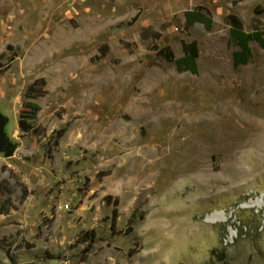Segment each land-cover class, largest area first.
<instances>
[{
	"label": "rangeland",
	"instance_id": "1",
	"mask_svg": "<svg viewBox=\"0 0 264 264\" xmlns=\"http://www.w3.org/2000/svg\"><path fill=\"white\" fill-rule=\"evenodd\" d=\"M230 14L264 31V0H0V264H264V164L205 134L264 112V50L234 69ZM183 42L196 75L156 57Z\"/></svg>",
	"mask_w": 264,
	"mask_h": 264
},
{
	"label": "trees",
	"instance_id": "2",
	"mask_svg": "<svg viewBox=\"0 0 264 264\" xmlns=\"http://www.w3.org/2000/svg\"><path fill=\"white\" fill-rule=\"evenodd\" d=\"M259 11L256 10V14ZM186 25L192 26L194 24H201L206 30H211L212 19L210 17V12L204 7H198L196 10L188 11L184 14ZM136 20V17L133 19ZM226 24L230 27L229 30V42L232 43L236 50L232 54V63L234 69H238L241 66H246L250 63L252 59V52L250 44L255 42L264 50V31L255 30L251 33H247L243 30L242 23L238 17L233 14L228 15L225 18ZM182 57L175 58L173 52L169 47H164L161 49H156V57L162 59L166 62H173L176 65V70L180 73L189 72L196 75L198 73L197 69V59L198 50L195 42L182 43ZM44 85L43 80H38L33 83V85L28 89L26 93V102L23 105V110L20 115L18 122L19 128L22 132H30L34 130V120L36 114L39 111V106L35 103L30 102V100L35 99L37 96H41L40 91H36L37 87ZM24 114L27 118H23ZM65 133V130H59L57 133V138H61ZM106 200H111V197H107ZM114 207L117 206V200L113 201ZM117 216V210L112 211L113 222Z\"/></svg>",
	"mask_w": 264,
	"mask_h": 264
},
{
	"label": "bare ground",
	"instance_id": "3",
	"mask_svg": "<svg viewBox=\"0 0 264 264\" xmlns=\"http://www.w3.org/2000/svg\"><path fill=\"white\" fill-rule=\"evenodd\" d=\"M205 134L207 135V139L213 140L216 143L215 147L229 157V159L235 158L236 155L237 147L233 140L241 136L247 138L249 144L245 146L240 159L252 166L256 155L257 158L262 160V165L264 164V112L261 115H257V117L251 116L248 118L246 126L239 132L216 131V128H208ZM189 141H191L190 143H194L195 139L191 137ZM190 149L192 150L193 148L190 147Z\"/></svg>",
	"mask_w": 264,
	"mask_h": 264
},
{
	"label": "water",
	"instance_id": "4",
	"mask_svg": "<svg viewBox=\"0 0 264 264\" xmlns=\"http://www.w3.org/2000/svg\"><path fill=\"white\" fill-rule=\"evenodd\" d=\"M6 125V121L4 117L0 114V148L5 150L8 157L12 156L14 149L10 148L7 142V138L4 134V128Z\"/></svg>",
	"mask_w": 264,
	"mask_h": 264
},
{
	"label": "built area",
	"instance_id": "5",
	"mask_svg": "<svg viewBox=\"0 0 264 264\" xmlns=\"http://www.w3.org/2000/svg\"><path fill=\"white\" fill-rule=\"evenodd\" d=\"M64 210H69V206L68 205H65L64 206Z\"/></svg>",
	"mask_w": 264,
	"mask_h": 264
}]
</instances>
